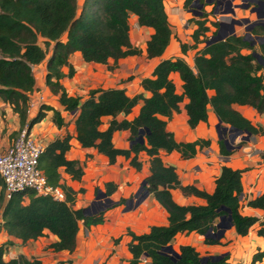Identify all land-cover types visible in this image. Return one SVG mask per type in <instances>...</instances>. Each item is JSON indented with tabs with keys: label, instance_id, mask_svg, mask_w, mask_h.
I'll return each instance as SVG.
<instances>
[{
	"label": "trees",
	"instance_id": "1",
	"mask_svg": "<svg viewBox=\"0 0 264 264\" xmlns=\"http://www.w3.org/2000/svg\"><path fill=\"white\" fill-rule=\"evenodd\" d=\"M193 1L183 0V6ZM198 2L205 5L204 0ZM130 13L136 16L139 26L152 29L145 41L146 57L160 56L171 36L163 0H82L78 12L76 0H0V98L11 105L19 119L18 130L10 136L15 138L24 125L29 132L44 117V110H51L50 119L56 127L67 125L57 109L43 104L26 120L27 93L34 85L31 67L46 58L44 83L52 94L57 95L62 110L74 114L75 139L82 148H93L104 155L108 163L122 156L136 170L140 168L137 154L144 152L148 157L149 173L143 179V188L165 210L167 223L151 225L147 232L140 234L127 229L126 234L130 237L127 250L131 257L125 264H142L139 261L141 255L146 257L144 264H228L226 256L216 261L201 262V256L190 245L178 246L175 260L161 252V247L169 244L176 233L193 231L203 236L209 228L215 232V220L227 214L237 235H245L257 222L256 234L264 237V219L238 212L242 170L222 165L210 193L193 185L179 184L174 166L163 163L158 151H175L182 158H189L197 149L207 147L209 140L176 141L172 133L165 129L162 118H169L177 112L179 103L185 98L186 123L190 128L206 121V110L210 106L222 124L247 131L250 135L264 134L263 128L253 126L232 108L233 104L248 105L259 114L264 112V41L257 45L256 51L242 35L235 34L205 45L209 31L206 25L208 13L201 10V14L191 20L194 25L190 33L192 44H179L183 54L190 48L195 50L192 68L181 57L160 59L150 76L143 77L139 82L141 88L149 93L147 97L141 93L128 96L123 88L118 87L90 88L84 98L68 95L60 79L74 74V68L68 62L72 52L77 51L84 62L107 64L111 59L108 71L116 66L119 58L139 54V49L129 42L127 20ZM210 24L217 28V22L210 21ZM250 33L264 36V27L254 25ZM38 38L43 41L44 47L37 43ZM201 43L203 45L197 48ZM243 49L247 52L241 53ZM253 52L260 55L262 63L256 60ZM62 67L67 68L66 73L62 72ZM172 72H176L181 81L180 93L175 91L169 77ZM208 90L212 91L210 95ZM138 101L141 104L137 114L127 119L126 115ZM118 115L122 118L116 119ZM104 116L109 120L105 129L100 130ZM140 129L147 130L142 135V142H133L128 148L113 146L111 137L114 131L128 130L129 141H132ZM69 139L67 132L54 137L44 145L37 160V168L46 182L63 191V201L35 195L27 189L13 192L4 200L0 178V230L7 235L25 242L41 236L46 229L56 236V240L48 245L51 250L70 252L74 248L78 222L85 228L102 223L104 211L115 205L110 203L89 214L84 213L82 208H71L76 191L59 182V169L73 180H79L83 171L77 161L64 155L69 148ZM217 143L220 155L230 154L231 150L226 149L222 139ZM103 186L106 196L116 188L112 182H105ZM172 188L199 197L204 203L179 205L171 197ZM97 191L95 188L94 193ZM124 200L119 199L118 203ZM246 204L264 208V190ZM203 242L220 244L219 238L213 237H204ZM4 252L5 245L0 244V264H43L22 255L5 260ZM263 255L264 247L252 255L251 262L260 260Z\"/></svg>",
	"mask_w": 264,
	"mask_h": 264
},
{
	"label": "crops",
	"instance_id": "2",
	"mask_svg": "<svg viewBox=\"0 0 264 264\" xmlns=\"http://www.w3.org/2000/svg\"><path fill=\"white\" fill-rule=\"evenodd\" d=\"M163 4L167 20L170 16H177L183 12L181 8L183 0H171L167 3L163 0ZM127 22L129 42L131 46L139 49V54L119 58L116 61V66L109 72L106 65L112 64L111 59L107 61V64L84 62L77 51L72 52L68 56V62L74 68V74L71 77L63 76L60 79V84L68 95L84 98L90 88L118 87L123 88L128 96L141 93L147 97L149 93L141 88L139 82L143 77L150 76L154 65L160 59L181 57L192 68L195 50L188 49L183 54L180 52L179 44L171 41V38L160 56L147 58L145 41L152 29L139 26L136 16L131 13L128 15ZM63 39L64 35L61 36V40ZM245 51L243 49L241 53H246L247 51ZM45 60L46 58L31 67L34 85L32 90L27 93L26 120L32 117L38 107L43 104L57 109L67 125L66 127H56L50 119L51 110H44V117L31 127L30 135L44 145L64 132L70 135L69 148L64 155L67 159L77 161L83 174L79 180H73L62 169H59V182L76 191L72 209L88 207L94 199L95 188L98 191L99 188L104 189L105 182H112L116 186L115 190L107 196L109 202L115 205L104 211L102 223L85 228L80 221L78 222L74 248L70 252L51 250L48 245L56 240V236L46 229L43 230L41 236L25 242L0 230V244L5 245L4 259L9 260L22 255L28 260L35 258L43 264H125L131 257L127 250V242L130 239L126 234L127 229L134 234H140L147 232L151 225L167 223L165 210L153 196L148 192L143 194L144 188L141 191L138 190L144 177L149 173L148 157L144 152L137 154L140 168L136 170L122 156H117L113 163H108L107 158L97 153L93 148H82L75 139L74 114L62 110L57 101V95L52 94L44 83ZM61 70L66 73L67 68L62 67ZM169 77L174 84L175 91L180 93L181 81L177 73L172 72ZM207 93L210 95L212 91L208 90ZM185 102L186 99L183 98L177 112H173L169 118H162L165 120V129L172 133L176 141L190 142L196 139H208L209 145L197 149L195 154L189 158H182L175 151L159 150L158 155L162 162L174 166L180 185H193L207 193L212 192L214 179L222 165L242 170L238 212L259 220L264 219V208H253L246 204L248 200L255 198L264 190V156L258 154V151L264 152V134H253L247 140H240L236 137L230 143L232 149H227L231 150L230 154L220 155L217 143L220 138L216 128L218 121L210 106L206 110V121L199 122L195 127L190 128L186 123ZM140 104L141 101H138L131 112L126 115L127 119H131L137 114ZM232 108L249 120L253 126H260L264 129V112L259 114L248 105L233 104ZM120 118L122 115L116 117V119ZM108 120L107 116L101 118L100 130L105 129ZM18 128L17 114L12 111L11 105L0 98V150L10 144L12 140L10 134L17 131ZM111 141L116 148H128L129 131H114ZM80 189H82L81 192L78 191ZM170 194L173 201L179 205L204 203L203 199L183 194L178 188L170 189ZM131 197L136 198L135 202L137 199L140 200L137 203L127 204ZM119 199L125 200L118 203ZM217 221L218 219L215 220V225ZM257 228L256 222L250 226L245 235L240 236L234 232L230 225L219 238L220 244H205L204 237L193 231L179 232L174 235L168 245L174 251L180 245L193 246L201 257L226 256L225 262L228 264H264V255L260 260L251 262L252 255L257 251H262L264 247V237L256 234Z\"/></svg>",
	"mask_w": 264,
	"mask_h": 264
},
{
	"label": "built area",
	"instance_id": "3",
	"mask_svg": "<svg viewBox=\"0 0 264 264\" xmlns=\"http://www.w3.org/2000/svg\"><path fill=\"white\" fill-rule=\"evenodd\" d=\"M44 144L27 132L25 125L10 144L0 150V178L4 200L16 191L31 190L35 195L49 196L54 200L63 201L64 193L59 187L46 182L45 176L37 168V160ZM140 263L146 257H139Z\"/></svg>",
	"mask_w": 264,
	"mask_h": 264
},
{
	"label": "water",
	"instance_id": "4",
	"mask_svg": "<svg viewBox=\"0 0 264 264\" xmlns=\"http://www.w3.org/2000/svg\"><path fill=\"white\" fill-rule=\"evenodd\" d=\"M242 1H247V2H252L255 3L257 6L256 7H252L250 10H255L256 12V17L257 20L250 22L246 27H245V33L243 35V39L248 41L249 44H253L254 41H256L258 44L262 41H264V36H251L250 31L253 28L254 25H261L264 27V1L262 0H242ZM209 0H204V3H208ZM226 7L224 9V13H229L231 15H234V11L233 8L236 7L237 5H233L231 4V1H226ZM194 6L198 9V11L193 10L192 13L194 15H200L201 11L200 8L203 6L202 3H199L198 0H194L193 1ZM246 4L244 5H239L241 6H246ZM224 20H227V22H219V27L217 29V31L215 32L214 35H211L206 41H205V45H208L210 43L219 41V40H223L226 36L228 35H234V25H239L240 22H248V19H235L233 17H225ZM252 55L256 58V60L260 63H262V59L260 57V55L256 52H253ZM218 124L216 125L217 128V133H218V137L220 139H222V137L219 134V131L221 129V131L223 132V134H226V136L222 139L223 143L226 147V149H232V146L230 145V143L236 138L239 137L240 140H247L248 137L250 136V133L247 131H241L239 129H236L234 127L231 126H224V125H220V120H218ZM147 133L146 129H140L138 131V136L135 137L132 141H129V146L130 144H132L133 142H142V135L143 133ZM144 186V181L141 182L140 185V189H143ZM147 191L144 189L143 190V194H146ZM101 196L105 199V201H110L109 198L103 193L98 191L96 193L95 199ZM140 199H137V201L135 203H137ZM95 203V201H92L88 207L83 208V212L86 214H89V209L91 208V205ZM222 209H224L223 207H220ZM231 225L230 222V216L229 214H227L226 216L222 215L218 218V222L216 223L215 227L216 230L215 232H213L210 228L207 230V232L203 235V237H213V238H220L222 236L223 231L228 228ZM161 252L163 253H167L170 257V259L175 260V258L178 257L177 253L172 249V247L170 245H165L163 247H161ZM221 256H203L201 257L200 261L204 262L206 260H210V261H216L220 258Z\"/></svg>",
	"mask_w": 264,
	"mask_h": 264
},
{
	"label": "rangeland",
	"instance_id": "5",
	"mask_svg": "<svg viewBox=\"0 0 264 264\" xmlns=\"http://www.w3.org/2000/svg\"><path fill=\"white\" fill-rule=\"evenodd\" d=\"M164 1H165V3H167V2H170L171 0H164ZM226 1H228V0H209L208 3H206L205 5H203L200 8V11L204 10L205 12L208 13V15L206 16V18H207L206 25H208V27H209V31L206 33L207 39L211 35L215 34V32L217 31V29L219 27L218 26L219 22H227V20H224L225 17H227V18L233 17V18L238 19V20L248 19V22H240L239 25H234V34L235 35H242V36L245 33V27L250 22L257 20L255 10H252V11L250 10L252 7L257 6L255 3L242 1V0H230L232 6L237 5L236 7L233 8L234 15H231L229 13L223 12L225 7H226V3H225ZM246 3H247V5L245 7L239 6V5H244ZM79 7H80V0H76V12H78ZM181 8L183 9V12H180L181 14H178L177 16L176 15L170 16V18L168 20V24H169V27L171 30L170 38H171V41H175L178 44H180V43L192 44V40L190 38V33H191L194 25L191 22V20H192V18L199 16V15H194L192 13V11L193 10L198 11V9L194 6L193 2L188 4L186 7H184L182 4ZM210 21L217 22L218 23L217 28L213 27L210 24ZM251 36L253 37L254 35L251 34ZM37 43L40 46L44 47L43 41L40 38L37 39ZM201 45H203V43L197 45V48L201 47ZM257 45H258V43L256 41H254L253 44H251V46L254 48V51H256ZM189 50L191 51L194 49L190 48ZM106 69H107V65H106ZM109 72H111V71H109ZM126 79L128 80L129 78L127 77ZM220 125H223V124L220 123ZM219 134L222 137V139L226 136V134H223L221 129L219 131ZM249 137H248V139H249ZM10 138H12V137L10 136ZM262 153H264V152L258 151V154L262 155ZM138 190L141 191L142 189L139 188ZM99 191L103 192V189L99 188ZM96 193H94L95 195H94V199H93V201H95V203H93L91 205V208L89 209V213L97 212V211L103 209L104 207H107L110 204L109 201L108 202L105 201V199L101 196H98L95 199ZM134 199H136V198H134V197L129 198V200L127 201L128 202L127 204L135 203ZM175 251L177 252V250H175Z\"/></svg>",
	"mask_w": 264,
	"mask_h": 264
},
{
	"label": "bare ground",
	"instance_id": "6",
	"mask_svg": "<svg viewBox=\"0 0 264 264\" xmlns=\"http://www.w3.org/2000/svg\"><path fill=\"white\" fill-rule=\"evenodd\" d=\"M228 1H230V0H228Z\"/></svg>",
	"mask_w": 264,
	"mask_h": 264
}]
</instances>
